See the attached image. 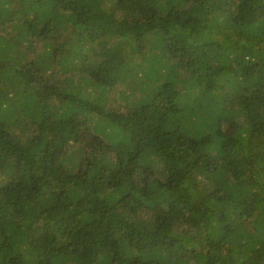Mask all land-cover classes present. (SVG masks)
<instances>
[{
  "label": "trees",
  "instance_id": "trees-1",
  "mask_svg": "<svg viewBox=\"0 0 264 264\" xmlns=\"http://www.w3.org/2000/svg\"><path fill=\"white\" fill-rule=\"evenodd\" d=\"M0 264H264V0H0Z\"/></svg>",
  "mask_w": 264,
  "mask_h": 264
},
{
  "label": "rangeland",
  "instance_id": "rangeland-1",
  "mask_svg": "<svg viewBox=\"0 0 264 264\" xmlns=\"http://www.w3.org/2000/svg\"><path fill=\"white\" fill-rule=\"evenodd\" d=\"M105 104L107 105V107H105V108H107V109L112 108V109H110V110H112L110 112H113V110H116L117 107H120V109H118L117 111L122 110L121 109L122 102L118 99V97L116 95L110 94L108 97V100H107V102H105ZM89 136H90V134L84 133L81 131L77 136L71 137L72 143L68 147H66L65 150H62L61 152L71 153V151L73 149H76L77 147L84 149V151H86V152H89V149H90L89 146L91 145V141H90ZM73 142L77 143V145L73 144Z\"/></svg>",
  "mask_w": 264,
  "mask_h": 264
}]
</instances>
